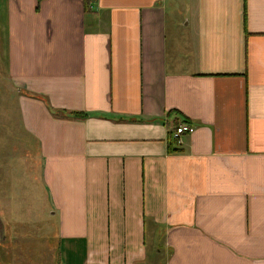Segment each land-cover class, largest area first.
Instances as JSON below:
<instances>
[{
  "label": "crops",
  "instance_id": "1",
  "mask_svg": "<svg viewBox=\"0 0 264 264\" xmlns=\"http://www.w3.org/2000/svg\"><path fill=\"white\" fill-rule=\"evenodd\" d=\"M0 27L68 262L264 264V0H0Z\"/></svg>",
  "mask_w": 264,
  "mask_h": 264
},
{
  "label": "rangeland",
  "instance_id": "2",
  "mask_svg": "<svg viewBox=\"0 0 264 264\" xmlns=\"http://www.w3.org/2000/svg\"><path fill=\"white\" fill-rule=\"evenodd\" d=\"M5 38L0 27V96H6L8 113L4 123L0 121V216L16 225L15 230H9L14 233L5 237L17 236L18 239L0 241V264H83L82 247H76V253L69 255L68 262L67 244L56 237L58 221L50 215L53 210L46 207L48 192L42 177L43 166L31 158L36 146L23 131L11 99L13 92L7 78ZM26 139L32 143L29 157L21 151V144ZM32 198V205L37 208L24 207V203ZM148 249V264L159 263L156 245H149Z\"/></svg>",
  "mask_w": 264,
  "mask_h": 264
},
{
  "label": "trees",
  "instance_id": "3",
  "mask_svg": "<svg viewBox=\"0 0 264 264\" xmlns=\"http://www.w3.org/2000/svg\"><path fill=\"white\" fill-rule=\"evenodd\" d=\"M94 0H84V5H85V9L89 10L91 2ZM55 115L56 116H64V117H74V118H86L88 117L90 114L88 113H83V112H73V111H63V110H54ZM186 123H190L189 120H184ZM177 125V124H176ZM178 127V125L175 127V129ZM172 142H176L177 140L174 137V134L172 135ZM170 149H172V147L170 146ZM173 151H181L182 148L181 147H176L172 149Z\"/></svg>",
  "mask_w": 264,
  "mask_h": 264
},
{
  "label": "built area",
  "instance_id": "4",
  "mask_svg": "<svg viewBox=\"0 0 264 264\" xmlns=\"http://www.w3.org/2000/svg\"><path fill=\"white\" fill-rule=\"evenodd\" d=\"M195 131V126L190 123H180L178 127L174 131V137L176 138L177 142L181 143V137L185 134H191Z\"/></svg>",
  "mask_w": 264,
  "mask_h": 264
}]
</instances>
